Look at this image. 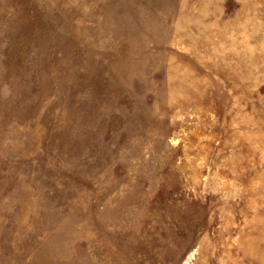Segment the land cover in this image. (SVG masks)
<instances>
[{
    "label": "rangeland",
    "instance_id": "rangeland-1",
    "mask_svg": "<svg viewBox=\"0 0 264 264\" xmlns=\"http://www.w3.org/2000/svg\"><path fill=\"white\" fill-rule=\"evenodd\" d=\"M0 264H264V0H0Z\"/></svg>",
    "mask_w": 264,
    "mask_h": 264
}]
</instances>
